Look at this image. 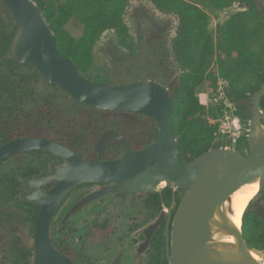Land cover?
<instances>
[{
    "label": "water",
    "instance_id": "95a60500",
    "mask_svg": "<svg viewBox=\"0 0 264 264\" xmlns=\"http://www.w3.org/2000/svg\"><path fill=\"white\" fill-rule=\"evenodd\" d=\"M260 3L264 13V0ZM0 7L16 27L9 45L12 63L31 67L43 82L58 86L71 100L88 108L140 113L155 120L151 141L138 149L123 132L105 130L94 145V160L82 158L50 137L27 136L0 145V163L30 150L47 151L61 159L33 177L23 178L28 185L24 198L40 206L35 225V264H73L53 248L49 222L63 196L85 182L106 184L81 203L104 192L184 188L167 236L169 264H264V249L246 242L242 219L238 227L227 215L231 195L242 185L258 181L259 190L264 187V108L260 103L264 79L251 99L247 152L213 147L182 164L172 130L173 99L165 84L154 78L116 84L90 80L70 58L59 54L53 30L34 0H0ZM111 140L120 143L122 149L107 159L106 146ZM50 181L54 185L44 192L41 186Z\"/></svg>",
    "mask_w": 264,
    "mask_h": 264
},
{
    "label": "trees",
    "instance_id": "16d2710c",
    "mask_svg": "<svg viewBox=\"0 0 264 264\" xmlns=\"http://www.w3.org/2000/svg\"><path fill=\"white\" fill-rule=\"evenodd\" d=\"M34 1L53 30L59 54L70 58L78 71L90 80L104 83L109 80L107 73L96 71L93 66V46L104 31L112 30L122 47L129 52L135 50L124 19L130 0ZM149 1L161 12L171 13L178 19L172 49L180 69L177 76L168 77L163 82L173 99L172 130L178 141L180 161L185 164L204 151L220 146L215 136L216 126L209 120L218 117L222 106H205L197 95V88L206 78L217 89V76L208 71L214 58L218 75L228 81L224 85L226 95L234 103L237 115L248 124L252 95L264 79V49L254 54L249 51V42L260 32L264 35V13L260 0ZM236 1L252 10L258 25H249L247 11H237L223 23L217 24V37L214 39L208 28L210 15L200 4L222 9ZM72 18H77L83 27L80 36L70 35L65 29ZM15 31V25L0 7V145L27 136L51 137L80 155L88 149L90 159H95L93 145L105 131V125L96 113H140L88 108L71 100L58 86L43 82L31 67L12 63L9 45ZM247 70H254L257 80L249 89H242L238 83ZM40 82L51 91L39 93L37 86ZM57 97L64 99L59 102L55 100ZM260 103L264 108V95ZM145 116L154 126L155 120ZM56 126L61 131L54 130ZM65 127L72 130H62ZM124 134L132 145L129 135ZM148 136L152 138L151 130ZM86 143L88 147L85 149ZM141 146L132 145L134 148ZM235 148L243 154L247 152L246 132ZM120 151L118 142L111 140L107 143V158H114ZM43 153L47 152L38 150L17 154L21 156L18 162L0 176V192L7 184L11 197H14L18 192L17 187L21 185L20 177L46 168V161L40 157ZM250 208L251 202L242 216L244 238L250 246L264 249V220Z\"/></svg>",
    "mask_w": 264,
    "mask_h": 264
},
{
    "label": "flooded vegetation",
    "instance_id": "af4514ba",
    "mask_svg": "<svg viewBox=\"0 0 264 264\" xmlns=\"http://www.w3.org/2000/svg\"><path fill=\"white\" fill-rule=\"evenodd\" d=\"M119 146L122 149L120 143ZM17 154L2 161L0 167L12 157L21 158ZM40 157L46 161L43 170L61 161L50 152ZM12 167L0 171V176ZM38 173L20 177L21 185L14 197L7 184L0 192V262L3 264H35V225L40 206L24 198L28 185L23 178ZM105 184L80 183L63 196L49 222L53 248L73 264H169L167 236L185 189L163 186L161 191L104 192L81 203ZM53 185L54 181H50L41 189L45 192ZM9 204L16 206L11 209L18 208L21 212L22 231L17 232L13 226H9V233L2 229L12 218Z\"/></svg>",
    "mask_w": 264,
    "mask_h": 264
},
{
    "label": "rangeland",
    "instance_id": "374dc122",
    "mask_svg": "<svg viewBox=\"0 0 264 264\" xmlns=\"http://www.w3.org/2000/svg\"><path fill=\"white\" fill-rule=\"evenodd\" d=\"M200 7L210 15L208 28L214 39L217 37V24L223 23L237 11H247L250 21L249 25L254 27L258 25L257 18L254 16L252 10L246 4H240L237 1L222 9H215L207 4H200ZM124 19L135 44L134 52H129L122 47L112 30L104 31L93 46V66L96 71L107 73L109 80L105 83H126L137 79L154 78L164 84L163 81L168 77L174 78L177 76L180 65H178L176 59L173 57L172 49L173 39L178 26L177 17L171 13L161 12L149 0H130ZM82 28L77 18H72L65 26L66 31L76 37L82 34ZM263 49L264 35L260 32L250 40L249 51L255 54L261 53ZM216 63L214 58L208 71L217 76L218 86L219 83L224 86L228 81L218 75ZM243 74L238 86L242 89H249L257 80L256 73L254 70H247ZM37 87L39 93L51 91L42 82ZM216 90L213 88L211 80L206 78L197 88L200 103L206 102L205 106L209 107L212 104L209 100ZM63 99L61 97L55 98L59 102ZM96 115L104 123L105 130L117 129L129 135L134 147H137V145H142L141 147H143L148 142L144 143L151 138L148 134H150V130L152 131L153 128L152 121L145 115L113 112H98ZM244 124L246 123L244 122ZM54 130L61 131L58 126L54 127ZM62 130L71 131L72 128L65 127ZM53 139L56 140V138ZM86 147H88V143L84 145L85 149ZM87 150L81 155L91 160ZM96 155L95 151V157ZM18 159V156L10 158L0 167V171L12 167L18 162ZM9 207L12 218L9 223L4 224L2 229L9 233L11 228L9 226H13L17 232L22 231L23 227L20 225L21 212L18 208L11 209L12 207H16L15 205L9 204ZM250 210L255 211L264 220V187L251 200ZM0 264H3V262H0Z\"/></svg>",
    "mask_w": 264,
    "mask_h": 264
},
{
    "label": "built area",
    "instance_id": "2783aa9c",
    "mask_svg": "<svg viewBox=\"0 0 264 264\" xmlns=\"http://www.w3.org/2000/svg\"><path fill=\"white\" fill-rule=\"evenodd\" d=\"M223 84L219 86L214 95L210 98V103L222 106L218 117L211 118L209 121L216 126V140L220 142L219 147L235 148L238 140L245 134L247 135L248 124H244L236 113L234 103L225 93ZM205 105L206 102H202Z\"/></svg>",
    "mask_w": 264,
    "mask_h": 264
},
{
    "label": "bare ground",
    "instance_id": "6f19581e",
    "mask_svg": "<svg viewBox=\"0 0 264 264\" xmlns=\"http://www.w3.org/2000/svg\"><path fill=\"white\" fill-rule=\"evenodd\" d=\"M163 185L164 182L161 183V186ZM258 192L259 184L258 181H255L242 185L231 195V210L227 212V215L229 219L238 227L241 225V219L245 209ZM224 240L232 241L233 238L225 237ZM253 256L256 259L261 260L256 253H253Z\"/></svg>",
    "mask_w": 264,
    "mask_h": 264
}]
</instances>
